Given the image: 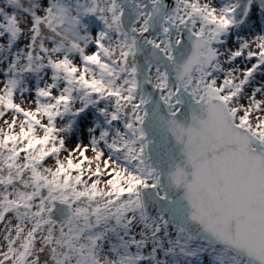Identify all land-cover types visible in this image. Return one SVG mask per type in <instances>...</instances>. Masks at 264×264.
<instances>
[{
    "label": "snow or ice",
    "instance_id": "snow-or-ice-1",
    "mask_svg": "<svg viewBox=\"0 0 264 264\" xmlns=\"http://www.w3.org/2000/svg\"><path fill=\"white\" fill-rule=\"evenodd\" d=\"M257 9L0 0V264H264Z\"/></svg>",
    "mask_w": 264,
    "mask_h": 264
},
{
    "label": "rangeland",
    "instance_id": "rangeland-1",
    "mask_svg": "<svg viewBox=\"0 0 264 264\" xmlns=\"http://www.w3.org/2000/svg\"><path fill=\"white\" fill-rule=\"evenodd\" d=\"M255 16H256L255 17L256 22H258L259 18H260L261 22L264 23V17L261 16V13H260V11L258 9L255 11ZM259 75L260 76H264V73H260Z\"/></svg>",
    "mask_w": 264,
    "mask_h": 264
},
{
    "label": "trees",
    "instance_id": "trees-1",
    "mask_svg": "<svg viewBox=\"0 0 264 264\" xmlns=\"http://www.w3.org/2000/svg\"><path fill=\"white\" fill-rule=\"evenodd\" d=\"M204 260H205V264H207V258L206 257L204 258Z\"/></svg>",
    "mask_w": 264,
    "mask_h": 264
},
{
    "label": "water",
    "instance_id": "water-1",
    "mask_svg": "<svg viewBox=\"0 0 264 264\" xmlns=\"http://www.w3.org/2000/svg\"><path fill=\"white\" fill-rule=\"evenodd\" d=\"M170 147V146H169Z\"/></svg>",
    "mask_w": 264,
    "mask_h": 264
}]
</instances>
